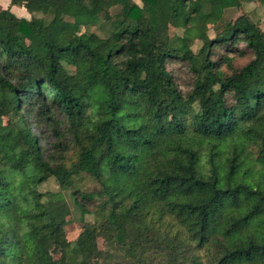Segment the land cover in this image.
Wrapping results in <instances>:
<instances>
[{
  "label": "trees",
  "instance_id": "trees-1",
  "mask_svg": "<svg viewBox=\"0 0 264 264\" xmlns=\"http://www.w3.org/2000/svg\"><path fill=\"white\" fill-rule=\"evenodd\" d=\"M243 1L0 6V264H264V31Z\"/></svg>",
  "mask_w": 264,
  "mask_h": 264
},
{
  "label": "rangeland",
  "instance_id": "rangeland-1",
  "mask_svg": "<svg viewBox=\"0 0 264 264\" xmlns=\"http://www.w3.org/2000/svg\"><path fill=\"white\" fill-rule=\"evenodd\" d=\"M7 1L9 2V0ZM7 1L0 0V6L6 7ZM134 1L136 3H139V0H134ZM11 10L14 11L19 16H26L25 13L21 9L15 8L14 10L13 9ZM242 10L247 12L253 20L257 21L261 29L264 31V0H254V1L244 0L242 2ZM239 13L240 11L231 9V10H227L224 13V15L227 19H232L236 17ZM35 17H41L46 21L49 20L48 16H44L41 13H36ZM79 31H80L79 33L82 34L85 38L88 37L90 33L100 34L98 29L95 27H91L88 30L81 28ZM174 32L176 31L175 30L170 31L171 34H173ZM28 45L30 48H33V46L30 45L29 43ZM199 47H200V43L195 42L194 45L192 46V49L194 52H197ZM166 68L170 72L176 85L182 92H187L191 89L192 82H193V75L185 63H182L179 60H169L167 61ZM99 94H100V98H103V93H102L101 88H99ZM28 124H29L30 131L38 138L40 146H42L44 149H47L48 148L47 142H48L49 134L46 131L45 127L40 122L32 118L28 119ZM48 190H57V185L55 184L53 180H50L49 182L41 186V191H48ZM63 196L66 202L69 204L70 209H71V215L67 217L65 225H64L65 235L68 241L73 242L79 235L81 228H82V224L79 220V214L73 206V202H72V198L70 194L68 192H63ZM84 220L86 222H93L94 217L86 216ZM97 244H98L99 249L104 252L108 253V250H110L109 245L102 238H99L97 240ZM52 252L54 253L56 257L59 255L58 248H54ZM118 254L120 253H114V257L117 258V260L119 261L122 258ZM108 264H111V261H108ZM123 264H126V263L124 262Z\"/></svg>",
  "mask_w": 264,
  "mask_h": 264
},
{
  "label": "crops",
  "instance_id": "crops-1",
  "mask_svg": "<svg viewBox=\"0 0 264 264\" xmlns=\"http://www.w3.org/2000/svg\"><path fill=\"white\" fill-rule=\"evenodd\" d=\"M7 1V0H6ZM2 8H8V9H10V11L13 13V14H15L17 17H20V18H25V19H29L28 17H30V15L27 13V11L23 8V7H17V6H12V5H10L9 4V2L7 1V6L6 7H3V6H1ZM21 9L24 13H25V15L26 16H19V15H17L14 11H12L11 9Z\"/></svg>",
  "mask_w": 264,
  "mask_h": 264
}]
</instances>
